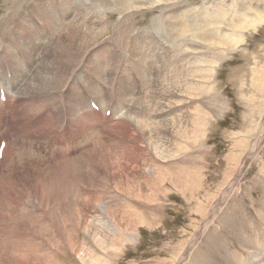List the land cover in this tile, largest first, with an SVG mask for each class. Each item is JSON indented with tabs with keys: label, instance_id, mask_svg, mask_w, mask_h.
Here are the masks:
<instances>
[{
	"label": "rangeland",
	"instance_id": "1",
	"mask_svg": "<svg viewBox=\"0 0 264 264\" xmlns=\"http://www.w3.org/2000/svg\"><path fill=\"white\" fill-rule=\"evenodd\" d=\"M15 1L24 2L0 0V19ZM28 1L30 10L17 20L20 49L10 45L25 56V68L30 62L34 70L43 67L63 46L60 42L44 55L43 46L38 47L40 29L22 28L30 17L41 24L52 20L53 29L64 25L62 41L69 38L68 20L79 10L86 7L84 15L94 18L81 28L98 38L86 49L89 63L69 77V93L62 88L58 95L79 122L84 101L71 81L86 80L85 98L104 108L99 115L106 123L71 139L70 134L63 137L66 123L47 132L33 123L37 116L33 122H13L8 109L1 128L11 130L16 143L0 156V264H242L259 254L264 240V0ZM183 19L193 20L197 31L182 35ZM7 24L0 23V33ZM120 44L143 48L140 53L152 55L154 65L137 69L128 53L120 54ZM102 56L101 70L95 71ZM173 59L179 60L176 66ZM161 63L167 69L158 80ZM64 67L72 70L70 64ZM22 72L26 86L42 70ZM0 84L5 85L1 75ZM111 86L110 105L105 98ZM144 92L149 101L150 95L159 101L138 116L146 105ZM31 93L38 99L49 96ZM133 109L137 114L129 113ZM85 111L86 118H93ZM125 115L133 125L115 126ZM17 148L21 155L14 162ZM191 153L194 165L186 163ZM60 156L66 160L59 161Z\"/></svg>",
	"mask_w": 264,
	"mask_h": 264
},
{
	"label": "bare ground",
	"instance_id": "2",
	"mask_svg": "<svg viewBox=\"0 0 264 264\" xmlns=\"http://www.w3.org/2000/svg\"><path fill=\"white\" fill-rule=\"evenodd\" d=\"M10 1V0H9ZM13 2V1H12ZM32 4L31 1H28V0H24V2L21 1V3L17 4L16 1L12 8V10L10 12H8V14L4 17V19H0V23L3 22L4 24H7L8 22L7 21H10V23H8V30H6V32H4V29H3V34L2 32L0 33V62H2L1 60H7L9 63L8 65H6V63L4 64L3 62V67H4V77H3V74L1 72V64H0V75L1 77L3 78L4 80V83L5 85H1L0 84V98H1V94L2 92L5 93L6 95V102L4 103L3 101H1L0 99V128L2 127L1 126V121H2V118H3V124L5 122V115H6V112L9 111L8 109H10V115L9 117H11V113L13 115V122H17L19 121L20 119H23V120H27V119H32V122H33V118L37 116V119L33 122L34 124H36L37 126L41 127L42 129H44L45 131L47 132H52V130H54L56 128V126L60 123L59 125V130L63 128V126L65 125L66 123V127H64V131H65V134L63 135V137H66L68 136V134L71 135V139L72 138H77V137H82L84 135V133L86 132V128L87 127H91V128H94L96 126H99L103 123H106L104 122L105 117L102 118L99 114H97L95 111L91 110V106L89 105V103L87 102V98H85V92L88 91V85H87V82H82V79L80 80L79 78H76L74 80L71 81V83L75 84L76 87H77V92H75L76 94H79V98L81 97L84 101V103L81 105V110L78 112V114L80 115V117L78 118L79 119V122H76L72 117V112L70 111V108H68L67 104H65L64 101L61 100V97L62 95H58V91L61 90L62 88H64V95L68 94L69 93V89H70V85L68 84L67 85V81L71 78L70 76H72L73 72L75 70H77L83 63L84 61H86V63L88 64L89 61H88V55H87V52H86V49L87 47H89V45L91 44H94L96 41H97V36L95 37L93 35V32L92 30H89V32L87 33H83L81 31V28L83 27V24L86 25L85 23H89L91 22L94 18H87L85 15H84V12L87 10L86 7H82L84 9L82 10H79V14L75 17H72L70 20H68V39L66 41H62V38L64 36V30H62V27H64V25L61 24V28H56L53 29L51 28L50 26L53 25V21L50 20V19H45V23L47 24H50V25H47V24H41L40 21H38V19H31V17L29 18V22H28V25H25L23 26L22 28H29V30L32 28L33 31H35L36 29H40V31L38 33L41 34V36L43 37L41 43L38 44V47L39 46H43V49H44V52L45 54L44 55H51L52 53V47L54 46V48L57 47V45L61 42L63 43V46L61 48H58L56 51L53 52V55H52V59H50L49 61L46 60L45 64L43 67H39V69L37 70H34V66H33V62H30L29 65H28V68H25L24 65H25V61H24V58L25 56L23 57L22 54H20L21 52H16V50H18L17 48L20 49V30H21V26L20 25H17V20L20 19L22 20V14L25 13V11L27 10V12L30 10V5ZM11 6V5H10ZM9 6V7H10ZM83 6V5H82ZM44 7V6H43ZM40 8V7H39ZM78 8V7H77ZM55 10L54 11H58L56 9V7L54 8ZM78 11V10H77ZM177 14V13H175ZM174 15V14H173ZM26 16V15H25ZM37 18H39L37 15H35ZM43 16V15H41ZM59 16V15H58ZM185 16V15H184ZM260 16V15H259ZM179 18V16H178ZM183 18V17H182ZM186 18V17H185ZM260 18V17H259ZM26 19V18H25ZM57 19V18H56ZM175 20V19H174ZM43 21V20H42ZM175 21H178L177 20V17H176V20ZM185 21V22H184ZM7 22V23H6ZM19 22V21H18ZM93 22V21H92ZM183 22L182 24H184V27L182 28V35H187V34H192L194 33L196 30V26H195V23L193 20H190V19H183ZM189 22H193L191 25ZM23 23V22H22ZM30 23V24H29ZM66 23V24H67ZM95 23V22H94ZM102 23V22H101ZM64 24V23H63ZM17 25V28H14L15 26ZM91 25V24H90ZM237 25V24H236ZM31 26V27H30ZM175 26V25H174ZM7 27V26H6ZM20 27V30L18 29ZM91 27V26H90ZM168 27V26H167ZM182 27V26H181ZM192 27V28H191ZM200 28V27H198ZM2 29V28H1ZM52 29L54 32L56 33H53L52 34ZM58 29V30H57ZM65 30L67 29L66 27L64 28ZM86 29V28H85ZM60 31V32H58ZM50 35H48V33H50ZM1 35H3L1 37ZM25 39L24 41L29 37L27 36L28 33H25ZM57 35V37H56ZM174 35V34H173ZM181 35V36H182ZM13 37L15 38V41H13L12 43L9 42V40L11 41V39H13ZM67 38V37H66ZM23 39V37H22ZM17 40H18V43H17ZM61 40V41H60ZM88 40V41H87ZM176 40H180V38H177ZM175 40V41H176ZM195 41V40H194ZM93 42V43H91ZM177 42V41H176ZM120 43V42H119ZM134 43V42H133ZM189 43V42H188ZM11 44H16V50H12L11 49ZM126 44V43H125ZM125 44H123L121 46L120 44V54H123L124 53H128V58H131L130 60L133 61V64L134 66L137 67V69L139 68L140 70H145L146 69V66H153L154 63H152L150 61V58L149 56L152 57V55H148L146 53H140V51L143 49V48H140V49H137L136 48V51L134 49V47H136L135 45H131L130 47L128 46L127 48H125L126 46H124ZM186 44V43H185ZM196 44V43H195ZM119 45V44H118ZM148 45V44H147ZM76 46V50H73L72 49ZM93 46V45H92ZM187 46V45H186ZM177 47V45H176ZM175 47V48H176ZM180 47V46H178ZM193 47V46H192ZM114 51L116 53L117 51V46L115 45L114 47ZM24 49H27V48H24ZM63 49V50H62ZM178 49V48H177ZM28 50V49H27ZM122 50V52H121ZM106 51V50H105ZM145 51V50H144ZM156 51V50H155ZM176 53L178 54L177 50H175ZM174 51V52H175ZM82 52L84 53V55H82ZM157 52V51H156ZM5 53L7 54V56L5 57ZM19 56H18V55ZM156 54V53H155ZM171 54V53H170ZM181 54V53H180ZM183 54V53H182ZM181 54V55H182ZM127 55V54H126ZM162 58L163 56L160 55ZM177 56V55H176ZM185 56V54H184ZM118 57V55H117ZM120 57V56H119ZM18 58V59H17ZM42 58V56H41ZM46 58V57H45ZM116 58V57H115ZM179 58V57H178ZM93 59H95V57H93ZM122 59V58H121ZM182 59V58H181ZM180 59V60H181ZM16 62H15V61ZM99 60V58H98ZM102 61H98V63H96V68L94 69L95 71H99L101 70V63L100 62H104V57L102 56L101 59ZM152 60V59H151ZM160 60L161 58H159V63H160ZM187 60V59H186ZM91 61V60H90ZM121 61V60H120ZM184 61V59L182 60ZM41 62V61H40ZM94 62V61H93ZM118 62V61H117ZM158 62V61H157ZM179 62V60H175L173 59V66H176V64ZM192 62V61H191ZM28 63V62H27ZM127 63V61H126ZM70 64V68H72L71 72L70 70L69 71H66L64 70V66ZM156 64V63H155ZM162 64V65H161ZM160 65H158V71H157V78L158 80L160 79L161 75L160 74V71L164 72L166 69L163 65V63H161ZM40 65V64H39ZM91 65V63H90ZM93 65V64H92ZM105 65V64H104ZM123 65V64H122ZM130 65V63H129ZM128 65V66H129ZM168 65V64H166ZM42 66V65H41ZM89 66V65H88ZM126 67V66H125ZM130 67V66H129ZM155 67V66H154ZM69 68V67H68ZM93 68V66H92ZM116 68V67H115ZM134 68V67H132ZM152 68V67H151ZM15 69L17 75H18V78H19V84L15 85L14 84V81H15V77H16V74L15 72H13ZM42 70L41 73H38V75H36L35 77H33L30 82L25 86V81L22 82L23 78H24V74L22 71H29L30 72V75H35L36 71H40ZM93 70V71H94ZM135 70V69H134ZM157 70V69H156ZM174 70V69H173ZM176 70V69H175ZM91 71V70H90ZM133 71V70H132ZM148 71V70H147ZM44 72V74H43ZM67 72V73H66ZM78 72V71H77ZM134 72V71H133ZM137 72V71H136ZM66 73V74H65ZM142 73V72H141ZM144 73V72H143ZM142 73V74H143ZM172 73V72H171ZM14 74H15V77H14ZM65 74V75H64ZM69 74V75H68ZM141 74V75H142ZM173 74V73H172ZM28 75V73H27ZM105 75V74H104ZM39 76H42V80L41 82L37 83L36 81L38 80V77ZM147 76V75H145ZM171 76V75H170ZM173 76V75H172ZM70 77V78H69ZM143 77V76H142ZM150 77V76H149ZM153 77V76H152ZM41 78V77H40ZM100 78V77H99ZM101 79V78H100ZM105 79V78H104ZM12 80V81H10ZM93 80V79H91ZM94 80H97L94 78ZM103 80V79H102ZM162 80V79H161ZM160 80V81H161ZM28 81V80H27ZM176 81V80H175ZM35 83V84H34ZM167 83V82H166ZM24 85V86H23ZM67 85V86H66ZM163 85V84H162ZM66 87V88H65ZM99 90H100V86H96ZM155 87V86H154ZM174 87V86H173ZM95 88V87H94ZM35 90L38 92H47L49 94V96L45 97V98H42V97H39V98H42V99H38L37 97H31L30 94H33L31 93V90ZM72 89H74V87H72ZM71 89V90H72ZM159 89V88H158ZM157 89V90H158ZM176 89V88H175ZM178 89V88H177ZM11 90H14V92H12ZM95 90V89H94ZM97 90V89H96ZM95 90V91H96ZM102 90V89H101ZM154 90V89H153ZM157 90L155 92H157ZM162 90V89H161ZM20 92V93H17V92ZM152 91V90H151ZM142 92V91H141ZM154 92V91H153ZM165 92V91H164ZM178 92V91H177ZM176 92V93H177ZM17 93V94H16ZM145 93V92H144ZM90 94V93H89ZM104 94V93H103ZM103 94H102V97H103ZM113 87L111 86V89L108 91L107 95L109 97H106L108 98H105L108 102H110V105L113 104L111 99H113ZM164 94V93H162ZM161 94V95H162ZM179 94V92H178ZM97 95V94H96ZM147 95V92L143 95H141V99L142 101L145 100V103L146 105L142 106V108H140V112H138V116H141V115H145V111L148 112V106H150L152 103H154V101L156 102L157 100L159 101V99H153V96L150 95L149 96V99L151 98V100L149 101L148 100V97H146ZM154 95V94H153ZM159 95V94H157ZM166 95V94H165ZM75 96V95H74ZM155 96V95H154ZM171 96V95H170ZM173 96V95H172ZM178 96V95H177ZM100 97V96H99ZM98 97V98H99ZM166 97V96H165ZM164 97V98H165ZM65 98L67 99V97L65 96ZM64 98V99H65ZM162 98V96H161ZM177 98V97H176ZM65 99V100H66ZM89 99H93V98H89ZM168 99V98H167ZM172 99V98H171ZM76 100V99H75ZM94 100V99H93ZM134 101V100H133ZM56 102H59V104L55 107V108H52V109H48V107L50 106H53ZM67 102V101H66ZM168 102V101H167ZM170 102V101H169ZM93 103V101L91 102V104ZM143 103V102H142ZM141 103V105H142ZM148 103V105H147ZM157 103V102H156ZM180 103V102H179ZM177 103V104H179ZM71 104V103H70ZM76 104H77V107L79 105V102L78 100H76ZM137 104V102H136ZM168 104V103H167ZM176 104V105H177ZM100 105V104H99ZM98 104L97 106L99 107L100 110H104V108L100 107ZM133 105H135L133 103ZM140 103H139V106H141ZM154 105V104H153ZM166 105V103H165ZM73 106V104L71 105ZM102 106V105H101ZM128 105H126L125 107H127ZM138 106V105H137ZM168 106V105H167ZM171 106V105H170ZM174 106V105H173ZM70 107V106H69ZM74 107V106H73ZM76 107V109H77ZM78 107V108H79ZM108 107V106H107ZM124 107V106H123ZM151 107V106H150ZM158 107V106H157ZM160 107V106H159ZM158 107V109H159ZM177 107V106H176ZM136 108V107H134ZM48 109V110H47ZM80 109V108H79ZM162 109H165V108H162ZM170 109V108H169ZM84 110H86L88 112V114H90L92 117H90L89 119L86 118L84 116ZM108 110V109H107ZM106 110V112H107ZM152 110V109H151ZM154 110V109H153ZM168 110V109H167ZM171 110V109H170ZM181 110V109H180ZM78 111V110H77ZM85 111V112H86ZM105 111V110H104ZM155 111V110H154ZM161 111V110H160ZM173 111V110H172ZM68 112V114H67ZM114 112V110H113ZM162 112V111H161ZM160 112V113H161ZM166 112V111H165ZM20 113L19 115V119H15L17 117V115ZM56 113H60L58 114V117H56ZM129 113H136L137 114V110L135 111V109L133 110H130ZM156 113V112H154ZM135 114V115H136ZM158 114V113H157ZM72 118H70L69 117ZM87 115V114H86ZM123 115V114H122ZM134 115V116H135ZM106 116V115H105ZM127 115H125V117H123L121 120H119L118 122H115V126H122V127H119V128H130L131 125H133L129 119L127 120L126 118ZM129 116V115H128ZM173 116V115H172ZM89 117V116H88ZM160 117V116H159ZM168 117V116H167ZM67 118L69 119V124H67L66 120ZM182 118V117H181ZM159 119V118H158ZM175 119V116L174 118ZM108 120V119H107ZM142 120V119H141ZM88 121H90L92 123V126H89L88 124ZM109 121V120H108ZM181 121V120H180ZM143 122V121H141ZM148 122V121H147ZM111 123V122H110ZM29 124V123H28ZM154 124V123H153ZM143 125V124H142ZM158 125V124H157ZM176 125V124H175ZM105 126V124H104ZM141 126V125H140ZM144 126V125H143ZM147 127V126H146ZM155 127V126H154ZM159 127V126H158ZM164 127V126H163ZM177 127V126H175ZM69 128H73L74 130H76L75 134L71 133L72 131L70 130H67ZM112 128V127H111ZM114 128V127H113ZM142 128V127H141ZM156 128V127H155ZM161 128V127H160ZM178 128V127H177ZM9 129H11V126L9 127ZM144 129V128H142ZM164 130V128H162ZM161 129V130H162ZM156 130V129H155ZM158 130V129H157ZM156 130V131H157ZM41 131V130H40ZM111 131V130H110ZM135 133H136V130H134ZM154 131V130H153ZM263 131V130H262ZM10 133H13L11 130H9L5 137L2 138V140H6L8 141L7 145H6V148H5V155L6 153L8 154V152L13 148V146H15L13 142V139L12 137L10 136ZM139 133V132H138ZM137 133V134H138ZM153 133V132H152ZM158 133V131L156 132ZM52 133H49L48 135H51ZM141 135V134H140ZM155 135V134H154ZM157 135V134H156ZM161 135V134H160ZM153 136V135H152ZM158 136V135H157ZM183 136V135H182ZM181 136V137H182ZM51 136H48V139L50 138ZM151 138V134L149 136ZM162 137V136H161ZM164 138V137H163ZM152 139V138H151ZM155 139V137H154ZM162 139V138H161ZM1 140V139H0ZM163 140V139H162ZM164 140H167L164 139ZM153 141V140H152ZM156 142V140H154ZM169 141V140H168ZM154 143V142H153ZM1 144L0 143V147H1ZM71 144V141L70 143ZM100 144V143H99ZM157 144V143H156ZM161 146V145H159ZM105 148V147H104ZM18 149V148H17ZM95 149V148H94ZM102 149V148H101ZM161 149V148H160ZM97 150V148H96ZM21 150L18 149V153L20 152ZM27 152V151H25ZM162 152V150L160 151ZM24 153V151H23ZM101 153V151H100ZM169 154V153H168ZM17 156L15 157V160L14 162L18 161L19 159V156L21 155V153L19 154H16ZM138 155V154H137ZM171 155V154H170ZM194 153H191V156L189 157V160L186 161L187 164H190L189 165H194L193 162L191 161V159H193ZM101 156V155H100ZM135 156V155H134ZM4 157V156H3ZM138 157V156H137ZM136 157V158H137ZM166 157V156H165ZM65 157L64 156H60V160H66L64 159ZM85 158V157H84ZM172 158V157H171ZM170 158V159H171ZM124 159V158H123ZM8 160V159H7ZM178 160V159H177ZM195 160H196V157H195ZM80 161V160H78ZM136 161V160H135ZM140 161V160H139ZM11 162V160H10ZM85 162H86V159H85ZM4 163V162H3ZM7 164V163H6ZM175 164V163H174ZM3 166V165H2ZM11 166V165H10ZM119 166V165H118ZM135 168V167H134ZM184 167H182L181 169H183ZM197 168V167H196ZM74 170V169H73ZM195 171V170H194ZM193 171V172H194ZM179 172V171H178ZM193 172H189V174H192L193 176ZM190 176V177H192ZM190 177L186 178V177H181V180H188L187 182L189 184H192V180L190 179ZM180 180V179H178ZM10 181V180H8ZM55 212V211H54ZM106 224V223H105ZM95 236V235H94ZM258 246V245H257ZM256 247V246H255ZM252 248V247H251ZM254 249V248H253ZM256 249V248H255ZM257 250H259V254L258 251H257V255H253L251 256L250 258L246 259V260H242V264H264V240L262 242H260V245L257 247ZM237 260V259H236ZM232 261V259H231ZM234 261V260H233ZM230 263V262H229ZM234 263V262H233ZM237 264V263H236Z\"/></svg>",
	"mask_w": 264,
	"mask_h": 264
}]
</instances>
